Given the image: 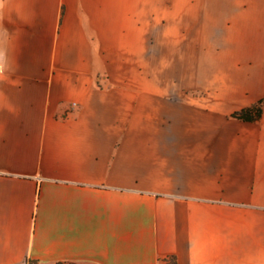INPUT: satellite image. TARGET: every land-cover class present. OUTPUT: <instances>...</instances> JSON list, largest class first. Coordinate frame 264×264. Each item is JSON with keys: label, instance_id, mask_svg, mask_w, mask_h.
<instances>
[{"label": "crops", "instance_id": "obj_1", "mask_svg": "<svg viewBox=\"0 0 264 264\" xmlns=\"http://www.w3.org/2000/svg\"><path fill=\"white\" fill-rule=\"evenodd\" d=\"M129 27L136 82L97 81ZM197 46L236 87L183 96ZM164 258L264 264V0H0V264Z\"/></svg>", "mask_w": 264, "mask_h": 264}, {"label": "rangeland", "instance_id": "obj_2", "mask_svg": "<svg viewBox=\"0 0 264 264\" xmlns=\"http://www.w3.org/2000/svg\"><path fill=\"white\" fill-rule=\"evenodd\" d=\"M192 2L195 1H203V0H191ZM206 10H202V12H205ZM191 12V13H187ZM169 13L174 16V20L176 21H182V20H189L194 21L199 20L200 22L204 19L203 16H196L193 13V9L190 10H170ZM185 13V14H184ZM169 15V16H171ZM167 15H164L162 18H160V27H163L168 23V21L171 19ZM251 21L253 19V15L250 16ZM199 18V19H198ZM228 26H231L230 23H227ZM199 33V32H198ZM171 35V34H170ZM172 36V35H171ZM140 38V34L137 31H134L130 27L128 28L127 36H126V55L119 56V57H105V65L102 63V67L104 71H100L97 76V81H125V82H136L134 78V73L132 71V64H131V57L130 53H133L136 49V44H138ZM195 42L201 43L202 36L199 34H196L195 36ZM231 38V37H230ZM252 39V37L250 36ZM252 42V40H251ZM156 43V39L153 36H150V44ZM206 52V49H197L196 51H192L191 59L192 64L189 67L190 75L188 76V83L184 85L180 91L185 97H213L215 92V87L213 84H210L209 82L212 80L211 77H204L202 75V69L211 68L213 70H217L220 77L219 87L221 84L225 87L224 91L229 92L231 90V86L236 87L238 84V76L239 74L234 70L232 67V61L235 58L236 52L233 50L229 51H223L221 47H218L216 49V52L214 54V57L209 58L207 57V60L202 59V54ZM201 61V64L199 63ZM203 62V63H202ZM252 76H258L257 74H252ZM202 78L205 82L204 84H198L196 83L199 81V79ZM206 79V80H205ZM195 83V84H194ZM141 91L144 92L143 95H150L146 94L147 91L145 90V87L142 86ZM174 97H177V95H174Z\"/></svg>", "mask_w": 264, "mask_h": 264}, {"label": "trees", "instance_id": "obj_3", "mask_svg": "<svg viewBox=\"0 0 264 264\" xmlns=\"http://www.w3.org/2000/svg\"><path fill=\"white\" fill-rule=\"evenodd\" d=\"M262 112L263 110L260 102L258 104H254L252 106L246 107L240 111L235 112L234 116L243 120L254 121L261 117Z\"/></svg>", "mask_w": 264, "mask_h": 264}, {"label": "built area", "instance_id": "obj_4", "mask_svg": "<svg viewBox=\"0 0 264 264\" xmlns=\"http://www.w3.org/2000/svg\"><path fill=\"white\" fill-rule=\"evenodd\" d=\"M162 264H176L172 258H164Z\"/></svg>", "mask_w": 264, "mask_h": 264}]
</instances>
